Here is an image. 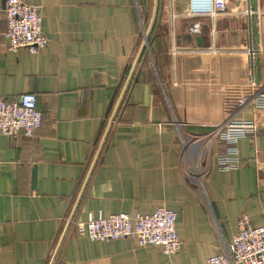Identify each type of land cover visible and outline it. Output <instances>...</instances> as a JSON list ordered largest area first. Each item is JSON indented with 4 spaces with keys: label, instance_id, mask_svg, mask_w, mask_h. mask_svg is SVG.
I'll return each mask as SVG.
<instances>
[{
    "label": "crops",
    "instance_id": "0c3cea01",
    "mask_svg": "<svg viewBox=\"0 0 264 264\" xmlns=\"http://www.w3.org/2000/svg\"><path fill=\"white\" fill-rule=\"evenodd\" d=\"M29 2L49 39L34 55L7 51L0 1V98L34 93L43 116L30 139L0 135V264H202L225 252L241 215L264 226V134L238 141L241 166L230 172L216 169L224 147L207 136L236 118L264 126V110L223 102L228 86L264 87V0H251V32L235 3L193 20L182 15L187 0ZM160 4L165 24L142 57L140 17L149 36ZM250 41L253 66L243 54ZM172 44L187 53L172 56ZM162 206L177 215L173 256L75 232L89 214Z\"/></svg>",
    "mask_w": 264,
    "mask_h": 264
},
{
    "label": "built area",
    "instance_id": "2783aa9c",
    "mask_svg": "<svg viewBox=\"0 0 264 264\" xmlns=\"http://www.w3.org/2000/svg\"><path fill=\"white\" fill-rule=\"evenodd\" d=\"M0 1L4 3V37L7 41V51L15 53L24 49L34 55L44 49L49 39L42 31L41 7L31 4L30 0ZM229 3L237 4L240 12L248 19L251 32L252 18L258 15V10L252 7L251 0H187L182 15L193 20L214 19L227 10ZM176 17L173 12L169 13L170 25ZM189 33L199 35L200 26L193 25L189 28ZM170 53L176 56L187 51L172 44ZM243 54L253 66L254 58L258 54L254 42L250 41ZM223 102L226 106L239 110L248 106L254 115L255 112L264 110V87L256 85L253 81L228 86L224 91ZM42 120V113L37 109L36 94L25 93L12 102L0 98V135L30 139L40 129ZM260 134H264V126L257 123L255 118L231 119L212 127L207 136L211 142L224 147L215 156L216 169L220 172L238 170L241 166L236 148L238 141ZM254 161L258 163L256 157ZM176 218V213L164 206L149 215L121 213L110 216L99 214L94 217L89 214L85 222L75 223V232L91 242L130 239L138 247H157L164 255L173 256L180 246L175 228ZM236 225L237 233L226 246L225 252L206 259L202 264H264V226L253 227L250 217L246 214L238 218Z\"/></svg>",
    "mask_w": 264,
    "mask_h": 264
},
{
    "label": "rangeland",
    "instance_id": "374dc122",
    "mask_svg": "<svg viewBox=\"0 0 264 264\" xmlns=\"http://www.w3.org/2000/svg\"><path fill=\"white\" fill-rule=\"evenodd\" d=\"M162 10H163V7L161 5V14H160V17H159V20H158V22L160 23V25L165 24V20H166L165 19V16L162 13ZM168 18L169 17H167V19ZM148 23H149L148 21L143 20V17H140V24H141V28H142V31H141V34H140V44H141V46H143L144 44H147L148 45L147 40L145 42V34H147V32L146 31L144 32V30L146 29Z\"/></svg>",
    "mask_w": 264,
    "mask_h": 264
},
{
    "label": "trees",
    "instance_id": "16d2710c",
    "mask_svg": "<svg viewBox=\"0 0 264 264\" xmlns=\"http://www.w3.org/2000/svg\"><path fill=\"white\" fill-rule=\"evenodd\" d=\"M160 14H161V4H160V6L158 8V12H157V15H156V18H155V22H154V26L152 28V31L149 34V36L147 37V43H148L149 49H150V46H151V39H152V37L155 36V32L157 30V26L159 25L158 20H159ZM142 57H147V54L145 53V51L142 52Z\"/></svg>",
    "mask_w": 264,
    "mask_h": 264
},
{
    "label": "water",
    "instance_id": "95a60500",
    "mask_svg": "<svg viewBox=\"0 0 264 264\" xmlns=\"http://www.w3.org/2000/svg\"><path fill=\"white\" fill-rule=\"evenodd\" d=\"M147 37H148V34H145V42H146V40H147ZM196 42H197V45L199 46V45H200V39L197 38V39H196ZM144 48H145V50L147 51V53H149V47H148L147 44H144V45H143L141 53L144 51ZM117 89H118V87L114 89V92H116ZM112 100H113V99H112ZM34 179H35V177H34V174H33V181H34ZM33 185H34V183H33Z\"/></svg>",
    "mask_w": 264,
    "mask_h": 264
}]
</instances>
